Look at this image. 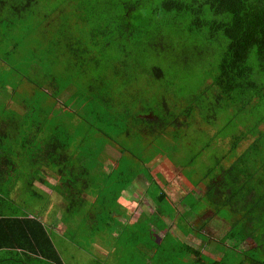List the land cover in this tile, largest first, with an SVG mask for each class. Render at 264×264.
Here are the masks:
<instances>
[{
	"label": "trees",
	"instance_id": "obj_1",
	"mask_svg": "<svg viewBox=\"0 0 264 264\" xmlns=\"http://www.w3.org/2000/svg\"><path fill=\"white\" fill-rule=\"evenodd\" d=\"M195 74L200 86L187 111L179 102L162 110L160 92L161 115H142L143 85L134 81L162 78L166 86L182 84L176 90L186 94ZM203 98L210 104L201 107ZM211 104L217 110L207 146L217 158L203 173L180 168L193 188L175 201L164 191L163 171L148 166L150 149L157 157L154 145L166 127H186L179 119L200 107L210 117ZM217 115L226 119L212 132ZM261 125L264 0H0V264H64L41 213L23 201L25 193L45 199L35 181L62 196L65 220L116 227L127 245L120 264H264ZM174 131L171 139H180ZM219 137L227 141L219 144ZM120 142L131 148L117 157ZM136 150L147 160H134ZM140 173L155 208L122 226L114 216L125 210L118 200L142 186ZM84 199L99 212H86ZM200 203L229 225L217 240L202 231L204 223L191 225ZM152 226L161 241L151 238ZM192 237L201 239L199 247ZM246 240L247 249L239 248ZM201 243L220 259L203 253Z\"/></svg>",
	"mask_w": 264,
	"mask_h": 264
},
{
	"label": "rangeland",
	"instance_id": "obj_2",
	"mask_svg": "<svg viewBox=\"0 0 264 264\" xmlns=\"http://www.w3.org/2000/svg\"><path fill=\"white\" fill-rule=\"evenodd\" d=\"M189 58H191V56ZM200 62H202V60H200ZM193 63L195 64L196 61H193ZM168 65H170V63ZM173 67L177 69L180 67V64L177 62V64L175 63ZM170 71H173V68H171ZM173 76L174 75L170 77L167 76V77L172 81ZM141 78H144V77H141ZM150 80L151 79H144V80L138 79L134 81V83L136 84L142 83L144 97L142 96L143 102L139 101L140 103H143V106H144L142 109L143 111L142 115H145L146 118H152V119L154 118V116L150 114L152 112L157 113L158 115H161L159 113L160 105L157 103L160 92H162V95L165 97V100H166L161 104L162 110H165L166 108L174 110L172 105L177 106L179 102L181 104L180 108H184V110L187 111L189 109L188 107L193 98V90H195L198 85L200 86L199 83L201 81V79H199L198 76H196L195 74L193 76V81L188 83L189 84L188 88L190 91H185L186 94H182V92L177 91L178 87L182 86V84H179L178 82H176L175 87H173L171 86V84L166 86L169 81L166 79H162V78L157 79L155 80V83ZM209 82L210 80H208L207 84H209ZM148 85L150 86V90L146 89V86ZM166 90L168 92H165ZM151 91L155 94L153 96L152 101H151ZM214 92H215V89L211 88V90L209 92H206L205 95H207L209 98V95L211 96L212 94H214ZM150 101H151V104L147 106L145 103H149ZM206 103L210 104V101L207 98H203L201 107H205L203 105H205ZM211 106L214 112L210 115V117H203L202 116L203 113L201 114L202 109L200 107L197 112L192 113V110H190L192 115L182 116L179 119V121H182L183 123H187L186 127L184 126L181 127V126L176 125V129L177 130L179 129L181 131L179 133L180 139L175 138V137L171 139V136L169 133L174 131V126L166 127L167 134H163L162 136L164 138L161 139L160 143L159 144L156 143V145H154L156 149L160 150V153L156 158L154 157L155 154L157 153L155 152L156 150L150 149L151 152L154 151L153 153H150L151 155L150 157L152 158L154 157V158L151 160L148 166L152 168V172H154L156 169H161L163 173L166 175L167 183L163 184V188L167 190L166 192L169 193V196L173 200H177L179 196L186 194V192H189L193 188L189 180L186 179L185 176H183L184 174L182 173L180 168L192 166L188 169V171L185 172L190 175L191 174L194 175V173L196 174V172L203 173V171L206 169L205 165L208 166L209 164L214 163L217 158L216 153L215 152L211 153L210 148L207 146L210 140L209 128H208V125L210 123L209 121L213 120L211 117L216 113L215 110H217V106H215L214 104H211ZM149 110H151L152 112H148ZM220 116L221 117H218V115L216 116L217 119H215V125L211 127L212 132H215L217 129L221 127V125H223V121H225L226 118H223L222 115ZM197 125H199L198 128L196 127ZM261 126L264 127V125H261ZM123 140H124V137H123ZM218 140L220 144L224 140L226 142L227 138L219 137ZM125 145L123 144V142H120L118 145L117 144L115 145L116 149L113 148V150H115L116 152H122L124 150L123 153H126L131 147H129V144L126 146ZM176 145H179L180 149H177ZM148 156L149 154L148 155L145 153L142 154L139 150H136L135 152H133V155L131 157H133L134 160H137V162H143V160L144 161L147 160ZM171 162L174 165H172ZM42 176L45 177L49 181H53L52 178L46 176L44 172ZM17 184H18L17 190L20 191L21 183L19 182ZM34 184H35V188H37L39 191L43 193L48 192L49 195L46 196L44 194L45 199L37 198L34 201V199L28 197V194L25 193L23 196L24 197L23 201L25 205L29 204L31 208L32 207L34 208L35 206L38 209V212L41 213V216H43V212H44L47 217V220H49L52 223H58L57 225H53V226H55V228L59 230V233H61L63 230H65L66 228L65 226L69 225V223H72L71 221H65L64 219L63 209L65 207V201L63 200V198H59V195L58 196L54 195L53 191L49 190V188L43 185L41 182L35 181ZM145 185L147 188L148 184H146V182L144 181L143 183L144 188H145ZM143 186L139 188V191L141 189L144 190ZM148 188H149V185H148ZM129 197L135 200L137 204L143 200L142 198H138L136 195L131 194V193H129ZM189 198H191V195L189 196ZM121 202H124L126 205L130 204V203L125 202L124 199L122 198H121ZM196 210H197V218L191 217V220H190L191 225L193 221H196V223L194 222V224L204 223L205 226L203 227L202 231L208 235L210 240L219 239L222 234L220 228H228L229 225L225 221L220 220L215 214H212L207 209L206 205L202 203L198 205ZM125 213H126V210H123L122 212L120 211L119 215L123 216ZM147 216H148V213H143L141 217L142 219H146ZM158 217L163 219V216L160 214H158ZM192 219L194 220L192 221ZM93 222L94 221L85 222L82 225V229H81L82 237L84 239H88V238L93 239V241H95L94 244H96L97 241L100 242V240L105 241L107 243L105 248L109 252L105 251L103 252V255L97 254L96 252H94L96 251V247H97V252L101 253L103 250L102 246L99 243L95 246H92L90 244V240L89 241L85 240L84 245H83L84 247H83L81 254L80 252H78V254L82 257V260L75 264H120L119 261L125 258V253L122 251V249L125 248L126 250L127 245L125 246L122 245L124 242L122 241L123 239L118 238V230L116 229V227L115 229L110 228L106 223H99L100 227L98 230H96L93 227ZM180 224L182 225V222ZM122 229L123 227H120V231ZM73 232H74L73 229H69L67 236L71 235V237L74 238ZM89 232L91 235L90 234L88 235ZM152 235L158 241H160V239L163 237L162 232L153 231ZM192 239L196 240V244H197L196 246L199 247V242L201 241V239L199 238L195 239V237H192ZM249 243L250 241L246 240L243 244L239 245V248L247 249ZM200 246H202V243ZM84 248L90 251L92 250L93 253L97 255V258L94 257L89 252H87ZM146 249L148 248H145V250ZM201 251L205 253L206 255H213V257L216 259H220L221 257V254L217 253L212 248V246L209 244H206L205 246L203 245L201 247ZM63 255L64 257H68L69 259L71 257H80V256L75 255L72 251H69ZM106 260L108 262H106Z\"/></svg>",
	"mask_w": 264,
	"mask_h": 264
},
{
	"label": "crops",
	"instance_id": "obj_3",
	"mask_svg": "<svg viewBox=\"0 0 264 264\" xmlns=\"http://www.w3.org/2000/svg\"><path fill=\"white\" fill-rule=\"evenodd\" d=\"M111 148H113V147L108 145L107 149H111ZM114 152L117 153V155H115L117 157H119L121 155V152H116L115 150H114ZM154 157L156 158V156H154ZM153 158H151V159H153ZM106 171H109V169ZM135 180H141L142 186H143L144 181L146 182V184L148 183L146 176H144L143 173H140L139 176ZM52 183H53V181H52ZM139 188L140 187H138L134 190L126 189L125 191H122V193H121V197L118 200V206H122V208H124L126 210V213L123 215L124 216L123 217V216L119 215V212H114V216L117 217L118 220H120V223L122 224V226H124L126 223L131 224L134 221L140 220V217L143 215V213H151L153 211V209L155 208V204H154L155 199L152 198V191H150V189L148 188V185H147V188L145 185L146 189L143 186L144 190L141 189L139 191ZM49 190L53 191L54 195H57V196L59 195L55 190H52V189H49ZM149 191H150V193H149ZM164 191L166 192L167 190L164 189ZM44 193L46 196L49 195L48 192H44ZM129 193L134 194L138 198H142L143 200L137 204V202H135V200H133L132 198L129 197ZM166 193L169 196V193L168 192H166ZM94 197H95L94 194L87 196V198L90 200H94ZM59 198H62V196L59 195ZM121 198L124 199L125 202L130 203V204L126 205L124 202H121ZM177 200H175V201H177ZM129 201H131V202H129ZM84 202L88 206L85 210L86 212H88V211L99 212L100 207L94 206L93 203L87 199H84ZM177 205H179V204L177 203ZM65 207H66V203H65ZM42 217H43V221L49 226L52 239L56 243L57 250L59 252V255H60L63 263L64 264H75V263L81 261L82 257L78 254V252H80V254H81V252L83 250V246L79 241L87 240V239H84L82 237V232H81L82 225L85 222L82 223V219H80V218H77V219L75 218L73 220H65V221H71L72 223H69V225L65 226L66 227L65 230H63L61 233H59V230H57L55 228V226H53V225H57L58 223H52L49 220H47V217H46L44 212H43ZM168 219H170V218L168 217ZM87 222H92V220L87 221ZM152 228H153L154 232H160L155 228V226H152ZM69 229H73L74 238L71 237V235L67 236ZM78 230L80 231V235H78ZM153 231H151L150 236L152 239L156 240L152 235ZM88 240H90V244L92 246H95L98 243L102 246L103 250L101 253L97 252V247H96V251H94V252H96L97 254L103 255V252L108 251L105 248V246L107 244L105 241L100 240V242L97 241V243L94 244L95 241H93V239L89 238ZM160 241H161V239H160ZM69 251H72L75 255L80 256V257H71L70 259L68 257H64L63 254H66ZM92 255L97 258L96 254L93 253ZM108 255H109V253H108ZM23 258L26 259L25 257H23ZM4 263H5V261H4ZM7 264H15V262L11 260V261H8Z\"/></svg>",
	"mask_w": 264,
	"mask_h": 264
}]
</instances>
